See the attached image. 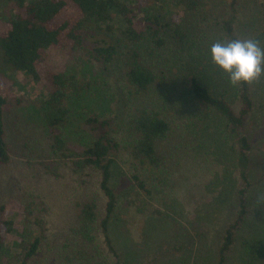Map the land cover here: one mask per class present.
Returning a JSON list of instances; mask_svg holds the SVG:
<instances>
[{"label":"rangeland","instance_id":"1","mask_svg":"<svg viewBox=\"0 0 264 264\" xmlns=\"http://www.w3.org/2000/svg\"><path fill=\"white\" fill-rule=\"evenodd\" d=\"M206 1L208 15L200 32L188 34L181 45L170 28L164 34L165 45L147 61L155 82L142 95L123 79L122 62L104 65L81 55L71 57L67 44L53 49L44 62L48 68L68 70L90 82L80 96L66 101L70 113L62 132L68 142L89 143L98 136L97 124L87 123L92 114L108 121L104 130L119 143L130 139L126 125L138 109L154 111L169 123L171 131L160 147L159 176L164 179L144 176L148 193L134 182V162L126 151L121 147L113 151L110 186L116 202L107 234L115 256L108 253L99 226L105 197L97 177L89 171L75 172L70 162L60 161L52 151L51 135L38 112L47 96L45 83L21 71L5 72L11 79L4 78L11 87L4 116L11 154L10 163L0 167V201L29 205L26 232L30 241L40 238V250L28 264H86L65 260L81 244L74 232V203L85 195L97 198V236L92 244L108 257V264H218L229 231L231 244L222 254L223 264H264V202L257 203L258 192L264 191V75L250 84L252 110L245 125L250 162L245 184L225 121L190 92L195 78L211 95L223 96L239 110L238 87L229 85L210 58L214 42L228 41L221 27L230 15L228 4ZM143 8L161 18L177 11L169 0L146 2L139 7L141 20ZM236 10L233 28L238 39H255L264 48V0H238ZM119 37L116 33L112 42ZM138 46L150 47L148 43ZM241 208L245 214L237 222ZM9 218L14 220L12 234L17 237L22 225L15 222L16 214ZM3 248L0 264H21L22 247L5 242ZM101 261L96 255L93 264Z\"/></svg>","mask_w":264,"mask_h":264},{"label":"trees","instance_id":"2","mask_svg":"<svg viewBox=\"0 0 264 264\" xmlns=\"http://www.w3.org/2000/svg\"><path fill=\"white\" fill-rule=\"evenodd\" d=\"M153 1L158 0H0V167L10 163L11 154L4 119L10 105L11 87L4 78L11 79L5 76V72L21 71L46 85L47 96L40 101L38 112L51 135L54 155L59 154L62 162H70L75 172L89 171L98 179V188L105 197L104 214L99 226L108 253L113 256L115 252L107 234L116 202L110 186L113 151H119L120 147L126 151L134 162V182L148 193L144 176L164 179L159 176L163 170L160 147L171 131L169 123L154 111L138 109L126 125L130 139L119 143L114 135L104 130L108 121L92 114L87 123L97 124L94 130H98V136L89 143L68 142L62 132L70 113L66 101L69 96H80L90 87V82L77 79L68 70L48 68L44 62L53 49L67 44L71 57L81 55L88 61L104 65L115 60L122 62V76L127 85L137 95L146 93L155 82L153 67L147 61L154 51L165 45L164 34L171 29V36L181 45L188 34L201 31V22L207 20L208 15L206 0H169L177 8L173 15L161 18L143 8V18H138L139 7ZM225 2L230 15L221 22L222 32L228 41L235 40L238 37L233 23L238 0ZM116 33L120 37L116 38L115 44L111 37ZM143 43H148L150 47L141 49L138 45ZM39 65L41 67L38 69ZM190 92L199 103L225 121L228 136L236 149L239 175L246 184L250 143L245 135V125L252 110L251 85L238 86L237 112L223 96L214 97L195 78L190 83ZM28 207L13 200L6 203L0 201V254L4 252L5 242L22 247L21 264H28L40 250V238L35 237L30 241L26 232ZM12 214H16L15 222L19 221L22 225L17 237L12 234L15 225L14 220L9 218ZM74 214L77 220L74 232L80 236L81 244L73 248L70 257L65 260L69 263L79 260L80 263L93 264L98 255L102 259L101 264H108V257H103L99 248L92 244L97 236L96 196L85 195L75 201ZM244 214L241 208L237 222L242 221ZM230 233L227 232L224 237L218 264H223L222 254L231 244Z\"/></svg>","mask_w":264,"mask_h":264},{"label":"clouds","instance_id":"3","mask_svg":"<svg viewBox=\"0 0 264 264\" xmlns=\"http://www.w3.org/2000/svg\"><path fill=\"white\" fill-rule=\"evenodd\" d=\"M210 58L231 87L251 84L264 75V48L255 39L216 41L210 47ZM260 202H264V191L257 194Z\"/></svg>","mask_w":264,"mask_h":264}]
</instances>
